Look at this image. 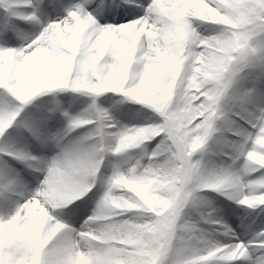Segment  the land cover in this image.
<instances>
[{"label": "clouds", "instance_id": "1", "mask_svg": "<svg viewBox=\"0 0 264 264\" xmlns=\"http://www.w3.org/2000/svg\"><path fill=\"white\" fill-rule=\"evenodd\" d=\"M223 3L217 11L205 0H144L140 15L119 24H101L91 11L82 12L76 18L87 20V45L79 39L73 43L67 39L70 34L63 33L56 51L68 66L69 82H81L77 61L96 56L106 71L124 81L122 89L138 92L137 86L151 80L155 103L166 105L169 121L162 129L164 136L157 131L158 122H143L122 126L103 138L86 130L59 146L43 171L45 175L53 160L63 169V207L75 204L97 184L100 189L79 229L61 223L52 214L57 208L35 193L33 203L42 215L33 218L36 228L28 233L32 264H64L54 253L65 247L71 252L69 264H199L211 240L188 219V210L204 202L201 192L222 191L243 203L249 201L254 185H264V179L251 175L257 166L264 172V103L257 105L255 86L247 83L264 56V23L253 20L251 0ZM0 8L17 12L9 0H0ZM192 9L196 17L187 15ZM197 20L221 27L203 35ZM105 31L135 39L125 52H100L93 41L98 43ZM39 39L25 36L12 47L21 50L14 62L31 55ZM242 53L248 55L246 63L239 62ZM2 61L0 53V89H5L15 78L9 73L6 83ZM84 83L90 86L93 80L85 77ZM138 103L158 114L151 103ZM225 122L237 133L228 147L231 163L212 165L202 154L216 144ZM157 136L161 140L147 151L146 142ZM134 149L139 153L129 155ZM109 156L119 159L109 161L110 171L102 174ZM251 202L264 204V193L251 197ZM91 252L96 259H86ZM137 257L141 259H133Z\"/></svg>", "mask_w": 264, "mask_h": 264}, {"label": "snow or ice", "instance_id": "2", "mask_svg": "<svg viewBox=\"0 0 264 264\" xmlns=\"http://www.w3.org/2000/svg\"><path fill=\"white\" fill-rule=\"evenodd\" d=\"M9 2L12 4V7L17 10L16 13H12L6 8H0L4 9L9 16L20 18L25 21L38 22L39 17L33 5V0H9ZM205 3L216 8L217 11H220V9L224 7L223 0H205ZM251 4L253 20L257 24L264 23V0H259V2L258 0H251ZM28 8H32L33 10L30 12L25 11ZM86 11L88 10H86L82 4L76 3L67 9L63 17L43 24L39 33L33 38L36 39L40 37L35 51L31 55L26 56L21 62H14V56L21 51L20 49L12 51V47L0 46V53H3L2 63L6 83L8 82L9 73H12L15 78V83H9L8 87L3 90L18 102V104L10 110L0 109V135L5 132L16 118L20 111V105L27 103L34 96L42 92L57 88H70L73 91H83L94 97L109 92L110 89H114L111 92L122 94L132 101H147L151 103L160 117L157 124V131H160V135L164 136L165 132L162 129H165L169 117L166 114V105L163 103H155L156 97L152 93L156 86L151 80L145 81L142 86H137L139 89L138 92L131 88L127 90L122 89L124 81L118 80L115 76L111 75L109 71H106L105 66L102 63H98L96 56H89L77 61L76 71L80 74L81 82L77 83L75 79H73L72 82L68 81L66 75L68 66L62 62L56 49L59 42L63 39L64 32L70 34L67 39L71 40L73 43L79 39L84 45H87L85 37L87 20L86 18H76L80 16L82 12ZM127 11L132 12L134 9H128ZM91 13L94 15L93 11H91ZM181 14L183 15L184 13ZM187 15L196 17L197 13L192 9L187 11ZM212 19V17H209V21ZM69 20H71V23H69ZM57 33L60 35L57 36ZM50 37H55V39H50ZM132 39H135V37L125 38V36L118 33H109L105 31V34L99 37L98 43L94 40L93 44L98 46L100 52L109 49L116 53H122L127 51L128 43ZM247 60L248 55L242 53L239 57V62L246 63ZM258 62L264 65V56H260ZM262 71H264V68H262ZM85 77L93 80L90 86L84 83ZM85 113L90 114L86 115ZM65 116L67 117L68 123L63 134L64 136H68L69 133L75 129L85 127L95 137L103 138L122 127H117L113 123L108 112L96 106L95 102L81 114L69 116L65 113ZM225 132L231 133L233 136L237 134L231 124L227 122H225L219 130L221 135ZM232 144V140L228 137H224L225 147H230ZM7 154L25 161L34 160L33 156H29L22 152H8ZM225 155L230 156L231 153H225ZM257 173L258 175L252 176L254 180L260 181L264 179V172L260 170L259 166H257ZM63 181V169L55 160L51 161L47 165L45 175L40 181L39 187L22 202H17L14 209L9 214L0 215V264H32L34 249L29 244L28 233L36 228V225L33 223V218L42 215L36 211V204L33 203V200L36 198L35 193L38 191L40 196L45 198L53 208H62L64 203H66L64 192L61 188ZM17 184L18 181L16 178L0 175V191H15ZM262 193H264V185L258 183L253 186L251 192L248 194L250 196L249 201L243 203L236 202L248 207L264 205L251 202V197H259ZM229 198L231 199V197ZM83 205L84 201H81L80 204L69 205L65 210L69 215L79 217L83 213ZM205 222L212 225H219L220 227L216 229L218 232L224 234H229L231 232L227 224H223L220 220L213 218L211 215L205 218ZM46 223H48L49 228H51V222ZM68 227L71 228L69 225ZM237 245L241 247L238 248ZM249 245H255L257 248L264 249V229L257 232L256 238L248 241V243L243 241H211L208 250L202 254L205 259L201 260L199 264H230L231 261L239 257L247 256L249 253ZM54 256L59 260H63L64 264H69L71 261V252L67 247L56 251ZM115 258L117 257H113L112 259ZM86 259H96L95 252H91ZM133 259L140 260L141 258L137 257ZM142 259L148 261L152 258L143 257ZM252 264H264V253L256 257L252 261Z\"/></svg>", "mask_w": 264, "mask_h": 264}, {"label": "rangeland", "instance_id": "3", "mask_svg": "<svg viewBox=\"0 0 264 264\" xmlns=\"http://www.w3.org/2000/svg\"><path fill=\"white\" fill-rule=\"evenodd\" d=\"M114 1H118L120 6L114 8L112 6V3ZM143 2L144 0H135L136 6L130 5L128 7L129 4L126 3V0H94L89 5L88 3H85L86 5H84L80 0H33V5L35 6V10L40 21L38 25H34L33 21H25L20 18H18L19 21H16L14 23V18L9 16L4 11V9H0V45H5L6 47H18L23 40L19 41L18 38H15V35L13 36L14 33L12 32V28L19 26L20 28L24 29L25 33L32 32L34 35L32 34L33 36H30V38H34L35 35H37L41 30L43 24L51 20L63 17L66 14L67 9L76 3L82 4L88 11H93L94 9H96V11L93 12L97 20L101 24H118L126 22L130 19H134L138 15H140L142 12V8L140 7V5ZM128 9H134V11L129 12L127 11ZM32 10V8H28L25 11L30 12ZM45 13L46 17L43 16ZM20 20H23V23H21ZM194 23L198 26V30L203 35H207V31L211 28L218 29L219 27H221L210 22L198 20L194 21ZM209 26L211 27L208 28ZM215 31L216 30H213L212 32H210V34L214 33ZM4 32H7L11 37L6 38L7 42L2 43L3 41L1 42V39ZM262 68L263 66L260 67V64H257L256 67L249 73L250 78L247 80L249 86H255L254 100L257 105L264 103V71H262ZM34 99L37 100L33 101ZM0 102H9L7 105L4 104L0 108L5 110H8V108L12 109L18 104V102L15 101L3 89H0ZM29 102H32L33 104L36 102L34 104V113L36 115V118H38L40 121L37 126V130L33 132L32 127L29 125L30 123L25 120H21L15 127L12 128V131L10 132L8 138L16 140V142H18L19 145L23 147L29 140L28 137H37V134H39L41 143H43L44 146H49V148H51L52 151H49L47 148H41L40 152L35 153L36 155H34V157H36V160H34L33 163L35 164L34 168H36L35 170L39 172L38 177L41 180V177L44 174V162L51 160V158L54 156L53 152L58 151L59 146L66 143L69 138L79 135L88 130L85 127H81L73 130L71 133H69L68 136H64L63 134L68 123L65 113H67L69 116L81 114L82 112L87 110L89 106L93 104V102H95L96 106L103 108L108 112L113 123L117 127L143 122H159L160 120L159 115L147 106L142 105L136 101H132L124 97L122 94L113 92H105L100 94L99 96L94 97L83 91L77 92L73 91L70 88H57L51 91L42 92L34 96L27 103L20 105V107H23L24 105L26 106ZM54 102H59V104L56 106V110L51 111L52 115L55 117V122L57 123H51L48 118L46 119L48 112L42 109L43 106L52 105L54 104ZM41 105L42 108H40ZM29 114V112H26L25 118L29 116ZM241 123H243V121H241ZM54 125H57L60 129L58 131H55L56 129L53 128ZM245 127H247V125H245ZM20 133H22L24 136H20ZM224 137H228L232 141L236 139V137L231 135V133L225 132L223 133V135H221L220 133L217 134L216 144L213 146V148L205 151L202 154V158L205 162L216 166H225L231 163L230 156L225 155V152L230 153V149L228 147H225ZM160 140L161 137L157 136L152 141L146 142L144 147L147 151L150 152ZM4 149L7 152H11V150L7 147H4ZM139 151V149L131 150L129 155L135 156L139 153ZM118 159L119 157L109 156L106 160L105 166L101 170V173L107 174L110 171L109 161L115 162ZM142 162H146V157L142 158ZM0 167L2 168V166ZM22 170L26 171L27 169L23 168L22 166ZM5 171L6 170L2 168V170H0V175H7L8 173ZM251 175L255 176L258 175V173H252ZM37 187V183H33V185L27 190L28 196L31 195V193L34 192ZM99 189L100 186L99 184H97V186L94 187L91 192H89L85 197H82L80 200L75 202V204H80L81 201H84L83 213L76 220V227L80 226L83 222V219L91 213V210L94 207L95 199L99 193ZM201 195L204 197L203 203H206V205L211 209H216L215 213L211 216L220 220L223 224H229V219L232 220L233 217L235 219H239L240 217L247 215V213L244 212L242 206L240 208L236 207V204L233 203L234 199H230L228 195H226L222 191L205 189L201 192ZM62 209L64 214L67 213L64 207H62ZM197 210V207L195 209H189L188 219L191 222L194 221V218H197ZM7 213V208H4L3 210L0 207V215H7ZM55 217L61 220V222L66 223L67 225L71 224V222L68 221V218L63 215H55ZM245 223H247L248 229H250L252 232H259L261 229H264V212L260 213V211H256L255 214H251L249 216V219ZM198 224L208 227L209 229L220 227L219 225H212L206 223L205 221H201ZM253 239L254 238H250V240ZM250 240L248 239V241Z\"/></svg>", "mask_w": 264, "mask_h": 264}, {"label": "bare ground", "instance_id": "4", "mask_svg": "<svg viewBox=\"0 0 264 264\" xmlns=\"http://www.w3.org/2000/svg\"><path fill=\"white\" fill-rule=\"evenodd\" d=\"M80 1L84 5H86L85 3H88V5H89L94 0H80ZM126 3L129 4L128 7L130 5L131 6H133V5L136 6L135 5V0H132V1L131 0H126ZM127 4H125V5H127ZM112 6L114 8H116V7L120 6V4H119L118 1H114L112 3ZM93 11H96V9H94ZM43 16L46 17V13ZM13 18H14L13 19L14 23L16 21H19L18 18H16V17H13ZM20 21H21V23H23L22 22L23 20H20ZM39 22H40L39 20H38V22L37 21H33V24L34 25H38ZM217 26H219V25H217ZM210 27L211 26H209L208 28H210ZM213 30H217V29H215V28L209 29L207 31V35L210 34V32H212ZM12 32L14 33L13 36L15 35V38H18L19 41L24 40L25 36H27L30 39V36L34 35L32 32L31 33H29V32L25 33L24 29L20 28L19 26H16L15 28H12ZM10 37L11 36L7 32H4L3 36H2V39H1V42L2 41H3L2 43L7 42L6 38H10ZM0 46L6 47L5 45H0ZM257 64H260V63H257ZM262 66L264 68V65L260 64V67H262ZM36 100L37 99H34L33 101H36ZM8 103L9 102H0V108L4 104L7 105ZM34 104L32 102H29L26 106L24 105L23 107H20V111L17 114L16 118L13 120L12 124L5 130V132L2 135H0V166H2V168L6 170L5 172L8 173L7 176L14 177V178H16V180H17V177H16L17 172L20 171L21 167L23 166V163H25L27 161L22 160V159H18L16 157L12 156V155H8L7 154L8 152L5 151L4 147L5 148L7 147L13 153L22 152V153H25L27 155H35V153L40 152L41 148L42 149L43 148L44 149L47 148L49 151H52L51 148H49V146L46 147V146H44L43 143H41V139L39 138V134H37V137H34V136H32L31 138L28 137L29 140L27 141V143L23 147L20 146L19 143L16 142V140H14L12 138H8L9 135H10V132L12 131V128L15 127L17 125V123L19 121H21V120H25V121L29 122L30 123L29 125L33 129V132L35 130H37V126L40 123V121H39L38 118H36V115L34 113V106H35ZM58 104H59V102H54V104H52V105L43 106V108H42V105H41V107H40L43 110H46V112H48L46 119L48 118V120H50L51 123L52 122L53 123H57V122H55V119H54L55 117L52 115L51 111H55L56 110V106ZM8 110H10V109L8 108ZM26 112H29L30 114H29V116H27L25 118ZM53 128L56 129L55 131H58L60 129L57 125H54ZM21 135H23V134L20 133V136ZM55 152H57V151H55ZM55 152H53L54 155H55ZM2 168L0 167V170H2ZM35 169L36 168L29 169L27 174L24 175V179L19 184V187L16 188V194H14V191H12V192H2V191H0V207L3 210H4V208H7V210H8L7 214H9L14 209V207H15L17 202H22L26 197H28L27 190L29 189V187H31L33 185V183H37V185L39 187L41 179L38 177L39 172L36 171ZM41 178L43 179V176ZM233 203L236 204L235 205L236 207L240 208L242 206L243 209H244V212L247 213V215L242 216L239 219H235L234 217L232 218V220L229 219L230 222H229V224H227L228 227L231 229V232L229 234H224L222 232H218L216 230L217 228L209 229L208 227H205V226H202V225L198 224L201 221H205V218L208 215H212V214L215 213L216 209H211L209 206L206 205V203H201V204L196 206L198 208V210H197V218H194L193 219L194 221H192V222H194L196 224L197 228H199L200 230H202L205 233H207L208 234L207 238L209 240L213 241V242H215V241H220V242L243 241L245 243H248V239L250 240V238H256V233H254L250 229H248L247 223H245V222L249 219V216L251 214L252 215L255 214L256 211H260V213H263L264 212V205H257L255 207H248L246 205H241V204L237 203L236 200H234ZM62 210H63L62 208L54 209L52 214L54 216L55 215H63L65 217H67L68 221L71 222V224L69 226L72 227V228H75V229H79L80 226H78V227L75 226L76 225V220L78 219V217H73V216H71V215H69L67 213L64 214V212ZM262 253H264V249L257 248V247H255V245H249V253H248V255L245 256V257H239V258L235 259L234 261H231L230 264H252V261L256 257L260 256Z\"/></svg>", "mask_w": 264, "mask_h": 264}]
</instances>
